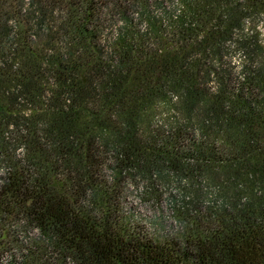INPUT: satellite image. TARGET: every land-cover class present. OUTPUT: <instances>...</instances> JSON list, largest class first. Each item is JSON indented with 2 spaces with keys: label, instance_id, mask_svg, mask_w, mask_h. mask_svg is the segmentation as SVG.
I'll return each instance as SVG.
<instances>
[{
  "label": "trees",
  "instance_id": "1",
  "mask_svg": "<svg viewBox=\"0 0 264 264\" xmlns=\"http://www.w3.org/2000/svg\"><path fill=\"white\" fill-rule=\"evenodd\" d=\"M167 1L0 0V264H264V0ZM170 176L217 190L158 242L126 189Z\"/></svg>",
  "mask_w": 264,
  "mask_h": 264
},
{
  "label": "rangeland",
  "instance_id": "2",
  "mask_svg": "<svg viewBox=\"0 0 264 264\" xmlns=\"http://www.w3.org/2000/svg\"><path fill=\"white\" fill-rule=\"evenodd\" d=\"M178 1L172 0L165 2L161 7L166 9L159 7L160 9L151 10L154 16L160 15L162 10H167L169 7L172 9V3L177 5ZM136 12L137 10L134 11L132 16L137 21L138 14ZM162 22L164 25H167L164 20ZM259 28L264 32V21L260 22ZM224 60L230 63L233 68V73L239 71L240 57L238 53L229 51L226 53ZM129 181L130 183L126 189L124 211L125 213H129L128 216L131 223H136L144 228L158 242L177 240L180 238L182 229L177 217L179 215L178 210L181 209L182 211L183 202L191 198L195 200L193 205L197 209L190 211V217H195V213L203 211V207L213 204L215 190H217L216 185L214 186L211 181L206 182L202 178H195L194 176L188 178L184 176L180 178L170 176L168 178L157 179V184L151 191L148 190L143 179H137L135 177L134 180ZM39 238L41 239L39 232L33 230L29 236H21L19 233L18 240L22 242L20 245L22 246L21 248L26 250L32 244H38L40 242ZM12 240L13 237L6 236V234L4 238L0 237V243L5 244H2V249L6 247L7 249L5 251H11L14 247Z\"/></svg>",
  "mask_w": 264,
  "mask_h": 264
}]
</instances>
